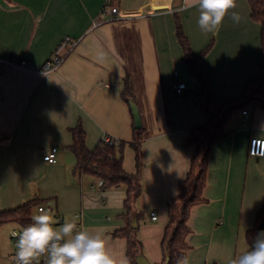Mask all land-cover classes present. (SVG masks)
I'll list each match as a JSON object with an SVG mask.
<instances>
[{
    "label": "crops",
    "instance_id": "1",
    "mask_svg": "<svg viewBox=\"0 0 264 264\" xmlns=\"http://www.w3.org/2000/svg\"><path fill=\"white\" fill-rule=\"evenodd\" d=\"M109 2L0 0V210L35 198L50 201L64 222L80 215L79 229L101 233L110 254L130 264L126 241L111 235L124 227L126 188L104 190L94 177L74 173L76 159L68 149L78 122L90 150L105 136L116 146L131 142L134 119L121 94L127 79L145 130L142 193L133 209L142 214L143 256L159 264L167 202L179 195L195 151L186 139L191 128L207 122L183 62L176 18L194 55L212 42L200 68L220 105L239 99L257 79L261 27L247 0H236L241 22L226 16L216 35L200 30L193 0ZM113 6L119 19L104 13ZM67 38L77 43L62 65L48 78L38 73L35 68ZM178 82L186 85L182 94L175 91ZM244 111L246 122L243 111L235 113L228 135L210 152L206 202L193 208L188 222L189 264H229L248 249L245 233L264 200V157L250 156L249 146L252 138L264 139V111ZM50 147L58 149L55 164L43 160ZM119 150L125 170L134 173L133 150Z\"/></svg>",
    "mask_w": 264,
    "mask_h": 264
},
{
    "label": "trees",
    "instance_id": "2",
    "mask_svg": "<svg viewBox=\"0 0 264 264\" xmlns=\"http://www.w3.org/2000/svg\"><path fill=\"white\" fill-rule=\"evenodd\" d=\"M119 0H110L109 5ZM251 10V18L260 24V46L262 59L258 68V77L250 82L243 95L237 100H229L224 105L216 101L215 91L210 79L202 72L200 63L211 51L212 42L198 55H194L190 42L186 37L179 18H176V37L183 50V62L196 81L195 96L199 105L207 116L206 124L191 128L185 142L186 147H194L195 151L190 161L189 171L178 183L179 195L167 202V224L161 240L160 249L162 260L159 264H176L177 260L187 257L190 247L187 237L191 230L188 226L193 208L206 202L204 190L207 186L209 156L212 148L227 135L226 126L233 115L249 108L264 111V0H247ZM122 98L130 107L131 94L127 79L124 83ZM131 110V107H130ZM132 111V110H131ZM144 128H135L133 122V136L129 143L120 142L117 146H106L102 142L90 150L86 145L85 130L80 122L70 129L72 142L69 151L76 159L74 173L86 174L103 181L102 188L110 190L123 186L126 188L123 214L124 227L114 231L111 235L115 239L126 241V258L130 264H138L137 259L143 255V244L138 236L141 213H134V205L142 193L141 177L144 167L142 145L144 142ZM128 145L134 152L135 172L128 173L124 168V157L119 150ZM42 204H51L38 198L23 205L0 210V228L8 223L17 224L25 228L32 223V216L36 208ZM134 218L137 227H132ZM264 219L263 205L256 216L254 225L245 233L248 249L251 247Z\"/></svg>",
    "mask_w": 264,
    "mask_h": 264
},
{
    "label": "clouds",
    "instance_id": "3",
    "mask_svg": "<svg viewBox=\"0 0 264 264\" xmlns=\"http://www.w3.org/2000/svg\"><path fill=\"white\" fill-rule=\"evenodd\" d=\"M192 6H198L197 23L204 33L218 34L226 16L230 15L236 24L242 19L234 11L236 0H193ZM31 219L22 232L13 233L17 237L16 264H32L39 257L45 258L44 264H125L110 254L101 233L78 228L79 217L61 224L50 209L40 208ZM176 264L189 262L182 257ZM229 264H264V231L257 233L249 250L232 258Z\"/></svg>",
    "mask_w": 264,
    "mask_h": 264
},
{
    "label": "built area",
    "instance_id": "4",
    "mask_svg": "<svg viewBox=\"0 0 264 264\" xmlns=\"http://www.w3.org/2000/svg\"><path fill=\"white\" fill-rule=\"evenodd\" d=\"M104 13L108 14L109 16H111V18H117L119 19V8L117 6H113L112 8H108V9H104ZM76 41H73L69 38L65 39L59 46L58 48L54 51V53L52 54V56L50 57L49 60H47L42 66L35 68V70L38 73H41L44 77L48 78L50 76V74L55 71L56 69H58L62 63L64 62L66 55L68 54V52H70L75 46H76ZM19 67L24 66L25 64L23 62L16 64ZM175 91L177 92V94H182V92L186 89V85L183 82H178L175 86ZM243 115L246 117L244 119V122H246L247 119V111H243L242 112ZM102 144L106 145V146H116L117 141L114 140L112 137L110 136H105L102 139ZM264 139L261 138H252L250 140V146H249V155L252 157H264ZM57 152L58 149L56 147H50L48 148L43 156V160L48 163V164H55L57 162ZM98 184L102 187L103 186V181L99 180ZM40 208H45V209H50L53 213H54V218L56 220H58L61 224L64 223V220L62 218V216L56 211V209L54 208V206L52 204H42L39 205L36 208V212L35 214H38V211ZM74 217H79L80 215H75ZM151 219L153 221L157 220V215L155 213L151 214ZM56 227H58L59 225H55ZM79 228V226H78ZM24 228H19V229H14L10 232V236L11 239L14 242V245H16L17 242V237L13 235V233H20L23 231ZM15 253L11 254L9 256V259L11 261L12 264H16L15 261ZM44 257H39L33 260L32 264H44Z\"/></svg>",
    "mask_w": 264,
    "mask_h": 264
},
{
    "label": "rangeland",
    "instance_id": "5",
    "mask_svg": "<svg viewBox=\"0 0 264 264\" xmlns=\"http://www.w3.org/2000/svg\"><path fill=\"white\" fill-rule=\"evenodd\" d=\"M15 228L19 229L21 227L17 224L8 223L0 228V264H12L9 256L16 252V247L11 239L10 232Z\"/></svg>",
    "mask_w": 264,
    "mask_h": 264
},
{
    "label": "water",
    "instance_id": "6",
    "mask_svg": "<svg viewBox=\"0 0 264 264\" xmlns=\"http://www.w3.org/2000/svg\"><path fill=\"white\" fill-rule=\"evenodd\" d=\"M130 107L132 110V115H133V119H134V124H135V128L139 129L142 127V122H141V118H140V113L138 110V107L136 106V104L130 100ZM132 227L136 228L137 227V220L134 218L133 222H132ZM260 231H264V219L262 221V223L260 224L259 227ZM137 263L138 264H151L143 255L139 256L137 259Z\"/></svg>",
    "mask_w": 264,
    "mask_h": 264
}]
</instances>
